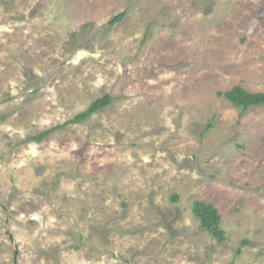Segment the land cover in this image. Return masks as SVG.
Segmentation results:
<instances>
[{
    "label": "rangeland",
    "instance_id": "1",
    "mask_svg": "<svg viewBox=\"0 0 264 264\" xmlns=\"http://www.w3.org/2000/svg\"><path fill=\"white\" fill-rule=\"evenodd\" d=\"M236 84L264 91V0H0V264H264V104Z\"/></svg>",
    "mask_w": 264,
    "mask_h": 264
},
{
    "label": "trees",
    "instance_id": "2",
    "mask_svg": "<svg viewBox=\"0 0 264 264\" xmlns=\"http://www.w3.org/2000/svg\"><path fill=\"white\" fill-rule=\"evenodd\" d=\"M121 17L122 15H118L111 21V23L119 20ZM217 94L224 97L231 104L236 107H240L241 109H247L251 106L264 104V91L253 92L246 89L241 84H236L232 88L225 91H218ZM110 101L111 96L109 94L98 97L93 102H91L84 111L77 113L74 117L67 120L66 124L82 122L96 111L106 107ZM58 127L60 126H55L42 131L31 138L33 140L39 141ZM192 212L198 219L200 226L208 231L212 237L218 241L225 239V233L220 228L221 216L217 208L214 207L210 202L195 200L192 204Z\"/></svg>",
    "mask_w": 264,
    "mask_h": 264
}]
</instances>
